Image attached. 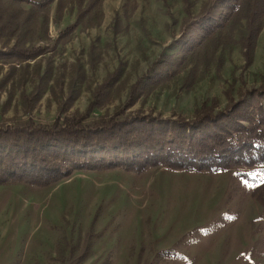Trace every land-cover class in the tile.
I'll return each instance as SVG.
<instances>
[{
  "label": "rangeland",
  "instance_id": "rangeland-1",
  "mask_svg": "<svg viewBox=\"0 0 264 264\" xmlns=\"http://www.w3.org/2000/svg\"><path fill=\"white\" fill-rule=\"evenodd\" d=\"M189 1L196 14L203 0ZM184 6V0H102L98 24L77 26L35 59H0V125L27 118L48 123L60 107L68 115L82 113L118 69L94 112L112 113L159 55L174 54L170 65L177 62L191 30L189 24L184 29ZM75 18V7L68 5L56 19L52 5L48 35L40 31L25 46H52ZM15 39L12 30L0 29V50ZM161 74L151 91L142 89L131 112L191 118L213 98L222 108L230 85L237 97L264 79V27L249 64L236 45L192 77L187 69ZM171 125L163 129L176 131ZM234 170L76 171L47 187L0 185V264H75L87 248L80 264H264V175L252 182Z\"/></svg>",
  "mask_w": 264,
  "mask_h": 264
},
{
  "label": "trees",
  "instance_id": "trees-1",
  "mask_svg": "<svg viewBox=\"0 0 264 264\" xmlns=\"http://www.w3.org/2000/svg\"><path fill=\"white\" fill-rule=\"evenodd\" d=\"M184 1V29L189 24L191 30L177 52V62L170 65L174 54L154 59L131 85L121 107L110 114H94L110 93L119 72L116 69L97 87L82 113L68 115L60 107L48 123L27 118L0 125V185L47 187L76 171L118 169L140 174L157 167L184 173L235 169L236 177L260 181L264 175V79L237 97L230 85L224 107L218 108L216 98L203 101L191 118L129 110L144 87L148 93L157 85L162 69L169 76L187 69L192 77L196 69L218 64L221 53L236 45L245 63L252 61L264 27V0H203L196 14L192 12L193 2ZM22 4L28 8H20ZM101 4L102 0H0V29L8 28L16 36L10 47L0 50V59L27 61L47 53L68 39L77 26L98 24ZM10 5L14 10H8ZM52 5L56 19L68 5L75 7V22L61 30L52 46H25V41H32L40 31L48 35ZM27 104L33 105L32 101ZM171 123L176 131L163 129ZM208 126L211 130L205 132ZM87 252L88 248L80 253L75 264H80Z\"/></svg>",
  "mask_w": 264,
  "mask_h": 264
}]
</instances>
